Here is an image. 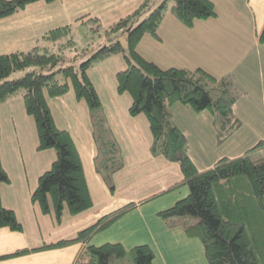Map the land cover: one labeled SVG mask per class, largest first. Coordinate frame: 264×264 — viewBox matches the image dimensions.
<instances>
[{
  "label": "trees",
  "instance_id": "16d2710c",
  "mask_svg": "<svg viewBox=\"0 0 264 264\" xmlns=\"http://www.w3.org/2000/svg\"><path fill=\"white\" fill-rule=\"evenodd\" d=\"M34 1L0 0V18ZM167 8L187 27L196 20L217 16L212 0H143L130 14L107 26L97 17L81 18L77 25L45 32L31 49L0 54V102L20 94L26 113L35 122L37 149L55 151L50 168L38 177L31 201L44 214L52 211L56 223H60L64 208L76 215L92 205L75 143L68 131L56 126L47 104V97L61 96L69 89L89 108L97 146L95 168L114 192L113 174L122 168L123 159L87 70L119 53L126 66L116 73L117 92L131 95L130 115L143 113L147 117L151 153L176 162L182 173V179L166 191L188 187L184 197L157 215L167 226L181 225L187 236L198 238L208 264H264V141L238 156L222 157L212 167L197 168L189 156L188 138L173 120L171 105L178 102L195 110L209 109L219 139L224 140L239 124L233 116L236 96L228 89V79L216 78L199 67L162 68L139 53L137 46L145 34L158 38ZM76 32L83 36L80 47L74 40ZM120 37H124L123 45ZM259 39L264 40V27ZM8 181L0 162V183ZM134 206L129 202L102 215L73 239L17 249L9 256L83 241L85 245L73 264H151L154 252L147 244L125 248L117 242L88 243L93 234ZM1 227L22 231L14 212L0 199Z\"/></svg>",
  "mask_w": 264,
  "mask_h": 264
},
{
  "label": "crops",
  "instance_id": "0c3cea01",
  "mask_svg": "<svg viewBox=\"0 0 264 264\" xmlns=\"http://www.w3.org/2000/svg\"><path fill=\"white\" fill-rule=\"evenodd\" d=\"M212 1L217 16L196 20L190 28L168 11L157 30L158 38L144 35L137 46L139 53L147 60L156 61L162 68L194 69V65L195 68H205L206 64L202 66L200 59L204 58L207 62V55L204 54L210 53L211 49L220 50L227 36L246 38L248 32L243 26L247 19L245 14L252 20L254 43H261L264 0H245V14L236 10L234 0ZM142 2H31L24 9L0 18V54L31 49L45 32L68 24L77 25L81 18L97 17L102 25L107 26L130 14ZM240 42L243 47L244 42ZM152 47L160 50L154 54L155 58L145 54V51L153 50ZM142 48L144 53L140 51ZM242 52L239 64L244 62L250 48ZM250 62L253 64V58ZM125 66L123 57L114 54L87 70L123 159L122 168L113 174L114 192H110L95 168L97 146L92 137L91 116L86 102L77 100L72 89L61 96L47 97L56 126L68 131L75 143L92 200L90 208L76 215H70L64 208L60 223L55 222L52 211L44 214L30 198L38 177L50 168L55 159V151L52 148L37 149L35 122L26 113L20 94L0 102V162L9 178L8 182L0 183V199L1 204L12 210L22 225V231L0 228V264H73L85 245L83 241L21 255L9 254L17 249H31L44 243L73 239L79 230L129 202L134 203V208L93 234L88 243L117 242L125 248L147 244L154 252L151 264H208L198 238L187 236L181 225L167 226L165 220L157 215L158 211L184 197L188 187L184 185L166 191L182 179V173L176 162L151 153L152 135L146 116L142 113L131 116L128 112L131 96L127 92H116L115 74Z\"/></svg>",
  "mask_w": 264,
  "mask_h": 264
},
{
  "label": "rangeland",
  "instance_id": "374dc122",
  "mask_svg": "<svg viewBox=\"0 0 264 264\" xmlns=\"http://www.w3.org/2000/svg\"><path fill=\"white\" fill-rule=\"evenodd\" d=\"M234 2L236 10L245 14V0H234ZM166 12L168 13V8ZM245 15L247 19L244 20L243 26L248 32L246 38L233 39L231 36H227L224 40L225 45L222 44L220 50L211 49L210 53L204 54L207 55L205 56L208 59L207 62L204 58L200 59L202 66L206 64V67L202 68L203 70L216 78L230 80L228 89L236 96L233 116L239 121L234 132L228 138L221 140L209 109L195 110L190 105L178 102L171 105L173 120L188 138L189 156L196 163L197 168L200 169L209 168L222 157L238 156L258 141H264V41H261L259 45L254 43L252 20L247 14ZM227 29L229 28H225V30ZM74 35L76 45L80 47L83 36L80 32H76ZM146 35L148 36V34ZM240 41L244 42L243 47H241L242 42ZM143 48L140 51L144 53ZM152 48L153 50L145 51V54H150L149 56L155 58L154 54H157L160 50ZM249 48V54L244 62L239 64V59L243 55L242 50L247 52ZM250 58H253V64L250 62ZM101 61L95 63L94 66ZM195 67L196 65L192 68ZM13 75L18 76V73ZM117 93L122 94L124 92Z\"/></svg>",
  "mask_w": 264,
  "mask_h": 264
},
{
  "label": "water",
  "instance_id": "95a60500",
  "mask_svg": "<svg viewBox=\"0 0 264 264\" xmlns=\"http://www.w3.org/2000/svg\"><path fill=\"white\" fill-rule=\"evenodd\" d=\"M120 42L122 45L124 44V37H120Z\"/></svg>",
  "mask_w": 264,
  "mask_h": 264
}]
</instances>
